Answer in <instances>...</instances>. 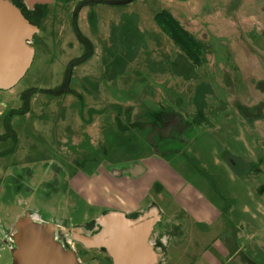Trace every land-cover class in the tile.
<instances>
[{
  "label": "rangeland",
  "instance_id": "374dc122",
  "mask_svg": "<svg viewBox=\"0 0 264 264\" xmlns=\"http://www.w3.org/2000/svg\"><path fill=\"white\" fill-rule=\"evenodd\" d=\"M4 1L37 29L31 66L15 87L0 90V228L7 237L19 217L36 216L45 204L51 220H39L59 227L63 247L75 249L68 216L79 198L75 176L190 151L203 131L216 133L223 164H232V144L264 136V0ZM162 10L205 45L199 68L156 26ZM204 134L208 150L215 143ZM199 158L190 152L184 160L200 167ZM212 159L229 199H256ZM10 260L0 252V264Z\"/></svg>",
  "mask_w": 264,
  "mask_h": 264
},
{
  "label": "crops",
  "instance_id": "0c3cea01",
  "mask_svg": "<svg viewBox=\"0 0 264 264\" xmlns=\"http://www.w3.org/2000/svg\"><path fill=\"white\" fill-rule=\"evenodd\" d=\"M203 133L206 142L215 143H208V150L202 147ZM203 133L192 139L190 151L186 147L169 149L156 161L137 160L121 172L105 167L75 176L71 185L79 198L69 206L73 219L71 210L68 216L77 248L58 246L52 234L46 238L25 226L22 257L16 258L21 259V264H73L74 255L78 264L86 260V264H115L105 247H87L82 242L98 235L102 229L99 221L110 219V228L115 218L121 224L119 231L126 236L119 242V264H264V136L259 143L248 136L250 141L244 139L242 148L236 144L238 141L232 144V162H242L238 169L237 164H223L224 149L219 148L222 141L216 133ZM186 141L191 142H176L186 145ZM190 152L196 153L203 165L190 166L185 162ZM210 156L214 157L213 163L223 168L230 184L246 183L251 186V198L256 199H229L223 192L221 174L213 173L206 161ZM36 213L28 215L32 223H43L42 219L52 217L46 213L45 204L38 206ZM126 222L138 224L126 226ZM0 230V252L9 251L10 262L15 264V250H10L3 238L9 232L2 227ZM10 231L15 235L16 227ZM13 241L15 245L14 237ZM33 244H38L39 253ZM90 252L99 254L92 256Z\"/></svg>",
  "mask_w": 264,
  "mask_h": 264
},
{
  "label": "water",
  "instance_id": "95a60500",
  "mask_svg": "<svg viewBox=\"0 0 264 264\" xmlns=\"http://www.w3.org/2000/svg\"><path fill=\"white\" fill-rule=\"evenodd\" d=\"M35 33H37V29L22 16L16 7L7 1L0 0V90L7 91L15 87L31 66L34 49L30 46V42ZM108 221L110 219L106 220V218L99 221L102 229L98 235L92 240L82 242L87 247H105L115 264H119L121 262L120 243L126 239V236L119 231L121 225L119 221L114 218L110 228ZM136 224L138 223H125L126 226ZM25 226H28L29 230H33V232L46 235L44 236L46 238H49L51 234L55 238L59 231V227L52 224L32 223L28 215H24L15 225L16 234L13 236L16 242L13 257L15 264H21V259L16 257H22L23 241L21 236ZM76 239L79 240L77 237ZM57 242L58 246H62L61 240H57ZM36 245L33 244L32 247L37 250L36 253H39ZM31 255L35 254L31 252ZM73 264H78L74 255Z\"/></svg>",
  "mask_w": 264,
  "mask_h": 264
},
{
  "label": "trees",
  "instance_id": "16d2710c",
  "mask_svg": "<svg viewBox=\"0 0 264 264\" xmlns=\"http://www.w3.org/2000/svg\"><path fill=\"white\" fill-rule=\"evenodd\" d=\"M126 1L128 0L116 4L126 5L128 4ZM154 21L158 29L171 40L173 45L188 59L193 67L199 68L203 52L206 49L205 45L187 32L172 14L165 10L156 13Z\"/></svg>",
  "mask_w": 264,
  "mask_h": 264
},
{
  "label": "built area",
  "instance_id": "2783aa9c",
  "mask_svg": "<svg viewBox=\"0 0 264 264\" xmlns=\"http://www.w3.org/2000/svg\"><path fill=\"white\" fill-rule=\"evenodd\" d=\"M6 243L10 244V246H9L10 250L15 249L14 241H13V235L7 237Z\"/></svg>",
  "mask_w": 264,
  "mask_h": 264
},
{
  "label": "flooded vegetation",
  "instance_id": "af4514ba",
  "mask_svg": "<svg viewBox=\"0 0 264 264\" xmlns=\"http://www.w3.org/2000/svg\"><path fill=\"white\" fill-rule=\"evenodd\" d=\"M32 4H33V2H32ZM30 6L29 7H31V4H29ZM55 240H58V241H60L61 239H60V237L56 234V236H55V238H54ZM61 243H62V240H61Z\"/></svg>",
  "mask_w": 264,
  "mask_h": 264
}]
</instances>
